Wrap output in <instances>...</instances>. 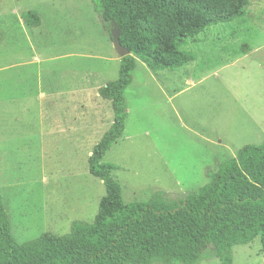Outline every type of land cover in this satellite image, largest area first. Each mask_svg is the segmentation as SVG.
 <instances>
[{
  "label": "rangeland",
  "instance_id": "rangeland-1",
  "mask_svg": "<svg viewBox=\"0 0 264 264\" xmlns=\"http://www.w3.org/2000/svg\"><path fill=\"white\" fill-rule=\"evenodd\" d=\"M188 43L187 66L138 61L132 73L124 136L104 159L126 203L158 193L181 203L243 147L264 144V0ZM120 59L92 0H0V196L15 242L93 222L106 191L88 159L113 122L98 90ZM200 264H219L213 246ZM233 264H264L259 237L233 248Z\"/></svg>",
  "mask_w": 264,
  "mask_h": 264
},
{
  "label": "trees",
  "instance_id": "trees-1",
  "mask_svg": "<svg viewBox=\"0 0 264 264\" xmlns=\"http://www.w3.org/2000/svg\"><path fill=\"white\" fill-rule=\"evenodd\" d=\"M105 28L118 33L128 56L120 59L118 78L99 88L111 103L113 122L88 159L89 173L102 181L91 223L74 222L68 234L44 233L17 243L0 196V264H200L208 246L219 264H233V248L259 237L264 263V144L248 145L209 174V183L183 202L163 193L148 203H126L118 168L104 161L124 136L128 117L126 90L141 61L150 70L174 72L196 60L184 50L206 29L246 15L252 0H92ZM39 28L34 13L23 17ZM112 35V34H111ZM113 40V36H112ZM242 52H247L244 46Z\"/></svg>",
  "mask_w": 264,
  "mask_h": 264
},
{
  "label": "water",
  "instance_id": "water-1",
  "mask_svg": "<svg viewBox=\"0 0 264 264\" xmlns=\"http://www.w3.org/2000/svg\"><path fill=\"white\" fill-rule=\"evenodd\" d=\"M111 34L113 36L114 47L117 50L119 57L123 58L125 56H128L129 52L127 50L123 49L119 43L118 33L116 31H111Z\"/></svg>",
  "mask_w": 264,
  "mask_h": 264
}]
</instances>
